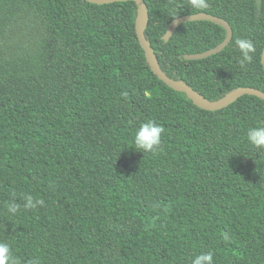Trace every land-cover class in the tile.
<instances>
[{"label": "trees", "instance_id": "trees-1", "mask_svg": "<svg viewBox=\"0 0 264 264\" xmlns=\"http://www.w3.org/2000/svg\"><path fill=\"white\" fill-rule=\"evenodd\" d=\"M144 31L163 73L209 101L264 93V0H143ZM203 13L222 19L169 24ZM132 1L0 0V242L16 264H264V151L246 139L264 101L244 95L206 111L151 71ZM255 45L239 64L237 39ZM161 148L135 150L141 123ZM25 194L43 207L16 215ZM227 236V239H225Z\"/></svg>", "mask_w": 264, "mask_h": 264}, {"label": "water", "instance_id": "water-1", "mask_svg": "<svg viewBox=\"0 0 264 264\" xmlns=\"http://www.w3.org/2000/svg\"><path fill=\"white\" fill-rule=\"evenodd\" d=\"M83 1L90 3V4H96V5H106V4H111L115 2H124V1L134 2L137 6L135 31H136L138 42L144 51L146 61L151 71L166 86H168L169 88H171L172 90L176 92L184 93L196 107L202 110H206V111H217V110L226 108L230 104L234 103L238 98L244 95L254 96L264 101L263 92L253 89V88H247V87L237 88L231 91L229 94H227L220 100L209 101L204 96H202L200 93L190 88L184 82L168 78L161 70L158 59L155 56L153 49L147 43L146 38L144 36V31L146 29L147 22H148V10L143 0H83ZM191 21H208L216 25H219L225 30V38L218 46H216L213 49L207 50L199 54L185 55L184 58L186 60H200V59L207 58L211 55L217 54L226 47V45L229 43L232 37V30L230 26L228 25V23H226L225 21L217 17L209 16L203 13H198V14H194L191 16H183V17L173 20L169 24L167 31L163 37L164 41L169 40V38L172 36L174 31L180 24L185 23V22H191ZM261 64L264 68V49L261 53Z\"/></svg>", "mask_w": 264, "mask_h": 264}, {"label": "clouds", "instance_id": "clouds-1", "mask_svg": "<svg viewBox=\"0 0 264 264\" xmlns=\"http://www.w3.org/2000/svg\"><path fill=\"white\" fill-rule=\"evenodd\" d=\"M189 5L195 9L206 7V0H189ZM235 45L239 50V64L244 66L250 64L253 60V53L256 48L250 39H237ZM165 129L162 125L154 120H148L141 123L135 131L133 144L135 150L140 152H153L161 148V135ZM247 142L255 149L264 151V125L249 127L246 136ZM25 203L23 205L15 200L6 204L7 212L11 215H16L21 208L35 209L38 206L43 207L45 201L42 198H34L31 194H25L23 197ZM227 239V236H225ZM0 264H16V260L11 255L10 247L5 242H0ZM191 264H214L213 254L211 252L196 255L191 260Z\"/></svg>", "mask_w": 264, "mask_h": 264}]
</instances>
